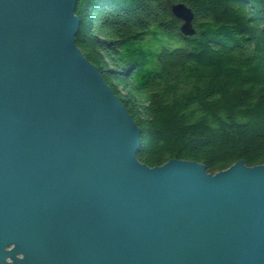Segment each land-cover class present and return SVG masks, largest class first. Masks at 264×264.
<instances>
[{
    "label": "water",
    "instance_id": "water-1",
    "mask_svg": "<svg viewBox=\"0 0 264 264\" xmlns=\"http://www.w3.org/2000/svg\"><path fill=\"white\" fill-rule=\"evenodd\" d=\"M75 8L0 0V264H264V164L141 163Z\"/></svg>",
    "mask_w": 264,
    "mask_h": 264
},
{
    "label": "trees",
    "instance_id": "trees-1",
    "mask_svg": "<svg viewBox=\"0 0 264 264\" xmlns=\"http://www.w3.org/2000/svg\"><path fill=\"white\" fill-rule=\"evenodd\" d=\"M74 14L76 46L140 130L141 163L264 164V0H76Z\"/></svg>",
    "mask_w": 264,
    "mask_h": 264
}]
</instances>
